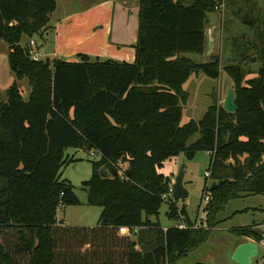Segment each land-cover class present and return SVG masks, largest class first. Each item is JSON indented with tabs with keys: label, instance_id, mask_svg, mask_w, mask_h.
Masks as SVG:
<instances>
[{
	"label": "trees",
	"instance_id": "trees-1",
	"mask_svg": "<svg viewBox=\"0 0 264 264\" xmlns=\"http://www.w3.org/2000/svg\"><path fill=\"white\" fill-rule=\"evenodd\" d=\"M224 1L139 0L133 64L78 55L47 66L31 60L20 42L42 37L56 1L0 0V43L8 46L15 80L30 88L24 100L14 82L0 98V264H177L210 235L163 230L150 220L164 202L166 216L176 218V201L163 199L171 182L158 170L180 154L211 155L208 169L218 185L206 208L214 216L230 200L264 195L262 56L250 81L240 66L225 68L234 80L235 113L211 105L200 121L181 125L184 84L192 75H220L218 56L196 64L183 55L203 53L207 14ZM68 148L100 157L82 184L87 205L101 209L95 227L56 220L58 209L79 205L61 180V169L74 162L65 157ZM122 227L139 230L130 237L119 234ZM230 234L255 243L264 237L256 225Z\"/></svg>",
	"mask_w": 264,
	"mask_h": 264
},
{
	"label": "rangeland",
	"instance_id": "rangeland-1",
	"mask_svg": "<svg viewBox=\"0 0 264 264\" xmlns=\"http://www.w3.org/2000/svg\"><path fill=\"white\" fill-rule=\"evenodd\" d=\"M56 9L51 16L50 25L54 32L60 35V40L65 36L66 43L82 42L96 28L97 34L106 32L104 26L111 27V40L120 39L132 43L137 36L138 23V0H55ZM216 28L219 37L214 38L213 31L207 32L202 54H185L184 57L196 64H207L214 56H218L220 75L217 80H211L202 74L192 75L184 84L183 89L188 93L187 103L182 107L181 125L190 120L198 122L202 119L211 105L223 107L227 91H235L233 77L225 71L226 66L238 65L243 70L244 81L253 80L261 66L260 61L264 58V0H225L222 6L207 14V22ZM220 29V32L218 31ZM47 31V30H45ZM44 31V32H45ZM91 31V32H92ZM35 46L31 50H37L41 60L47 59L55 42L45 41L43 37L32 38ZM55 41V39H54ZM30 40L25 36L20 45L29 48ZM62 43V42H61ZM91 41L80 46L95 47ZM136 41L132 44L135 45ZM30 49V48H29ZM8 46L0 43V98L6 100V90L16 82L21 90L24 100L28 99L30 88L27 80L16 81L8 64ZM78 50V52H79ZM123 57L116 62L133 64L135 50L127 47L122 50ZM133 51V52H132ZM121 53L119 56H122ZM131 54V57L129 55ZM244 57V61H240ZM260 56H262L260 58ZM128 58V59H127ZM131 58V59H129ZM130 60V61H129ZM245 86L241 80L240 87ZM198 136L193 137L190 143L195 142ZM91 152L68 148L65 157L74 162L67 164L61 169V180L68 182L73 187V192L79 201L78 206L58 209L57 218L64 221L65 226L95 227L101 209L87 205V191L82 184L91 177L92 161H98L99 156L92 157ZM211 155L205 151L197 152L192 160H187L183 154L170 158L162 163L158 173L169 179L170 187L181 169L184 171L183 185L188 193L184 200L175 203L178 213L184 209V217L189 229L209 231L207 241L197 248L185 252L186 256L177 264H233L230 252L238 238L230 234L235 228L248 227L264 223V195L247 196L230 200L215 216L209 213L206 202L202 199V190L211 192L212 185H218L211 179L208 169ZM228 162H226L227 164ZM209 174V178L205 174ZM211 199V197H210ZM166 201V200H165ZM210 202V201H209ZM168 203L164 202L159 210L157 218L150 220L158 222L161 228H172L177 225L176 218L169 219ZM170 204V203H169ZM211 214V215H210ZM177 215V213H176ZM253 264H264V250L259 246L258 254Z\"/></svg>",
	"mask_w": 264,
	"mask_h": 264
},
{
	"label": "crops",
	"instance_id": "crops-1",
	"mask_svg": "<svg viewBox=\"0 0 264 264\" xmlns=\"http://www.w3.org/2000/svg\"><path fill=\"white\" fill-rule=\"evenodd\" d=\"M52 14H51V16H52ZM51 16L49 18V23H48L47 28H46L47 31L42 33V37L44 39V36H45V41L46 42L50 41V40L55 42L54 45H53V48L49 52H47L46 56H45L47 59H50V61L56 59V60H64V61L76 62V61L79 60L77 58L78 55L87 56L91 61H94V60L103 61V60L110 59L109 57H111L112 59L115 58L116 60L120 61L119 57H123L124 56V54L121 53V52H123L122 50H124L125 48H127L129 46L134 51V49H133L134 45H132V44L136 40H134V42L132 40V43L130 45H128L129 43H127V41L125 42L124 40H120V39L111 40V36H110L111 27L108 26V25L104 26L105 29H106V32L103 35L99 36L97 34L96 28H94L95 30L94 31L91 30L92 32L90 31V34L82 42L68 44V43H66V38H65L66 37V33H65V36L60 40L59 39L60 35L57 34L56 32H54L53 26L50 25ZM210 26H211V23L208 21V23L204 27V35L206 37H207V32L208 31L211 30L214 33V36H213L214 38H212V37L209 38V42H210L211 39H212V41L213 40L215 41V38L219 37V33H216L215 26L213 25L212 29H210L211 28ZM218 31L220 32V29ZM23 37H25V36H23ZM206 37H205V39H206ZM54 39H55V41H54ZM219 39H220V37L218 38V40ZM88 41H91V43H89V44L92 45V46L95 45V47L88 46V47H85V48H81L79 50L80 46L83 45V44H86V42H88ZM78 50H79V52H78ZM8 53H9V50H8ZM120 53H121L122 56H119ZM129 57H131V54L129 55ZM129 59H131V58H129ZM169 219H171V218H169ZM56 220H57V222H61V221L58 220L57 214H56ZM62 222H63V225H64V221H62ZM152 222H156V221H152ZM253 226H255V225H253ZM256 226H258V229H260L261 231L264 232V223L260 224V225L257 224ZM161 229L166 230L168 228H161ZM246 241H249V240L248 239H244V238L243 239H238V241L236 240V242L233 245V248L231 249L230 255L233 254L234 250L236 249V247L238 245H240L241 243L246 242ZM137 249H138V247L136 248V250ZM233 264H234V262H233Z\"/></svg>",
	"mask_w": 264,
	"mask_h": 264
},
{
	"label": "water",
	"instance_id": "water-1",
	"mask_svg": "<svg viewBox=\"0 0 264 264\" xmlns=\"http://www.w3.org/2000/svg\"><path fill=\"white\" fill-rule=\"evenodd\" d=\"M45 64L50 66V59H45ZM223 108L227 113H235L236 106L234 102V92L229 89L227 91L226 98L223 102ZM114 176L117 175L116 170H112ZM184 179V171L181 169L177 174L176 178L174 179V183L172 185V199L174 201L184 200L188 197V193L184 188L183 185ZM215 188V184L212 185V190ZM258 254V247L255 242L253 241H246L241 243L236 247L234 250L231 260L234 264H253V260L256 259Z\"/></svg>",
	"mask_w": 264,
	"mask_h": 264
},
{
	"label": "built area",
	"instance_id": "built-area-1",
	"mask_svg": "<svg viewBox=\"0 0 264 264\" xmlns=\"http://www.w3.org/2000/svg\"><path fill=\"white\" fill-rule=\"evenodd\" d=\"M35 46V42L30 40L29 42V48H30V52H29V56L31 58V60L35 61V62H38V61H41V59L39 58L38 56V53L37 51L35 50H31V48ZM94 154H91L92 157L94 156H99L96 152H93ZM119 167H120V170L118 172V174L120 175V177L123 176V172H122V164L119 162L118 163ZM205 177L206 178H209V174L206 173L205 174ZM163 199L164 200H168V199H172V188L170 187L169 188V191L166 195L163 196ZM202 199L207 203H209L210 201V193L208 192H204L203 193V197ZM173 200V199H172ZM174 201V200H173ZM176 221H177V225L175 226V228L179 229V230H187L189 229V225L187 224L186 222V219L184 217V215L182 213H178L177 212V215H176ZM138 228H126V227H122V228H119V234L121 235H128L130 237H135L138 233ZM258 249H259V246H261L264 250V237L263 239L260 241V243H256Z\"/></svg>",
	"mask_w": 264,
	"mask_h": 264
}]
</instances>
